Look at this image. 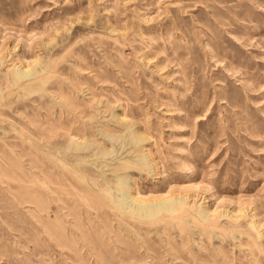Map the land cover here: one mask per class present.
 Returning a JSON list of instances; mask_svg holds the SVG:
<instances>
[{"label":"rangeland","instance_id":"obj_1","mask_svg":"<svg viewBox=\"0 0 264 264\" xmlns=\"http://www.w3.org/2000/svg\"><path fill=\"white\" fill-rule=\"evenodd\" d=\"M0 264H264V0H0Z\"/></svg>","mask_w":264,"mask_h":264},{"label":"bare ground","instance_id":"obj_2","mask_svg":"<svg viewBox=\"0 0 264 264\" xmlns=\"http://www.w3.org/2000/svg\"><path fill=\"white\" fill-rule=\"evenodd\" d=\"M103 35V34H102ZM117 41V40H116ZM120 44V43H119ZM220 62V61H219ZM73 64V63H72ZM77 68V67H76ZM19 75H16V76H19V78L23 77L24 75L26 74H22V73H19ZM122 116V115H121ZM124 116H122L120 119H122ZM126 118V117H125ZM111 123V122H110ZM130 131V130H129ZM102 134V132H101ZM105 134V133H104ZM67 135L73 137L74 135L69 132L67 133ZM107 136L111 137V138H115L113 137V135H110V134H106ZM131 137L133 138V140L135 142H140L142 140H144V136L141 135L140 133H138V131L136 130H131ZM75 137V136H74ZM87 137V136H86ZM79 139V137H78ZM118 139V138H117ZM116 139V140H117ZM120 140V139H119ZM118 141V140H117ZM115 144V142H113ZM117 143V142H116ZM74 144L76 145L77 148H85V147H88L90 149H96L98 148L97 146V142L96 140H86L85 141V144L83 142H81V140L79 139L78 140H74ZM101 157V156H100ZM128 161V160H127ZM80 162H83V161H79L78 164ZM84 163V162H83ZM123 163V162H122ZM120 163V164H122ZM143 163L144 164H148L147 161L144 159L143 160ZM87 164V163H86ZM119 164V165H120ZM111 166V164H108L107 166ZM119 165L117 166H112L110 168V170L112 172H117V169L120 168ZM61 168V167H60ZM101 170V169H99ZM104 174V173H103ZM119 182L121 183V185H124L125 182L123 180H119ZM92 183H94L95 185H99L95 182V180H92ZM60 186V184H59ZM100 186V185H99ZM109 187V186H108ZM110 189V188H109ZM100 192V191H99ZM103 193V192H102ZM131 197L132 200H134L137 204L135 206H130V205H127L126 204V200L125 198L123 197V195L121 194L120 197L117 200L116 202V205L119 206V208L121 210H126L128 209L130 213H132L133 215L136 214V215H140V216H147L149 215V213L151 211H165L167 209L169 210H172V209H175L177 207H180L181 205V201H183V196H180V197H168V196H165L166 195V192H159V191H156V190H149L146 194H141L139 191H135L131 194H129ZM79 198H84L82 197L81 194H79ZM154 207V208H152ZM208 215L209 213L206 212L204 218H208ZM206 225V224H205ZM213 224H211L212 226ZM65 244V241H64V238H63V235H62V246ZM91 245V243L89 244Z\"/></svg>","mask_w":264,"mask_h":264}]
</instances>
